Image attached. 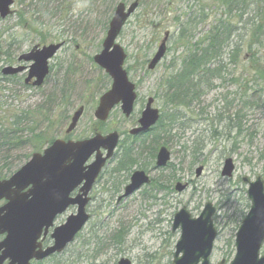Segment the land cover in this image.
I'll use <instances>...</instances> for the list:
<instances>
[{
  "label": "rangeland",
  "instance_id": "obj_1",
  "mask_svg": "<svg viewBox=\"0 0 264 264\" xmlns=\"http://www.w3.org/2000/svg\"><path fill=\"white\" fill-rule=\"evenodd\" d=\"M133 1L66 0L68 13H55L42 20L43 32L48 34L45 42L39 33L22 30L17 13L25 10V6L15 2L14 14L0 20L1 174H13L34 152H42L38 148L44 150L54 140L66 139L71 115L79 106H84L85 112L69 135L71 140L113 132L120 137L114 158L90 194L87 207L90 220L68 247V256L61 257L62 261L47 259L33 264H118L121 259L132 264H172L179 238V232H172L175 214L186 208L193 218H198L207 203L216 208L214 223L218 231L211 264L222 260L229 264L235 254L230 241L234 243L238 227L249 211L246 204L250 206L246 197L248 185L242 179L248 177L254 181L262 176L264 181L263 83H251L250 87L260 91L257 96L260 102L250 105L243 113V131L231 136L238 138L237 143L227 142V103L238 90L231 77L248 68L254 53L264 64V36L260 33L252 37L250 29L244 26L253 18L264 25V15L255 17L252 10V14L244 13L240 22V9L230 18L227 2L224 6L222 0H140L117 39L127 54L124 68L136 86L134 111L125 118L117 106L106 122L96 120L94 111L99 97L110 88L112 80L93 59L102 50L117 4ZM260 8L264 13V0ZM180 21L191 23L185 29L188 32L184 30L182 44L177 39ZM218 22L230 23L234 33L217 58L220 60L215 62L224 67L223 77L213 81V87L205 89L191 108L178 110V120L166 127L170 130L168 135L163 136L165 127H162L142 137H131L129 131L138 125L149 98L155 100L153 108L160 114L167 112L160 94L161 85L179 69L181 59L177 58L187 49L185 39L193 45ZM166 33L170 34L166 55L155 71L146 74V67ZM59 42H64V46L50 61L51 73L43 86H26V74L2 75L4 67L16 66L18 57L34 45ZM233 46H239L238 53L232 51ZM229 59L238 60L231 63ZM240 107L236 100L230 114ZM174 109H169V113ZM164 124L167 126V122ZM161 146L171 153L170 162L163 168L156 166V154ZM196 146L200 149L194 153ZM126 148L133 153L135 162L129 170L119 171L118 162ZM227 158H232L235 164L232 178L221 176ZM199 168L202 172L197 176ZM135 171H144L151 184L118 202ZM178 183L187 185V189L177 192ZM75 212V208H70L59 217L56 226Z\"/></svg>",
  "mask_w": 264,
  "mask_h": 264
},
{
  "label": "water",
  "instance_id": "obj_2",
  "mask_svg": "<svg viewBox=\"0 0 264 264\" xmlns=\"http://www.w3.org/2000/svg\"><path fill=\"white\" fill-rule=\"evenodd\" d=\"M14 4L15 0H0L1 20L13 15L11 9ZM139 4L140 0H136L129 6L124 3L116 6L102 44L103 50L94 57V62L112 80L110 89L101 95L94 112L99 122H106L117 106H120L125 118L133 113L137 100L136 86L129 80L124 69L127 55L117 44V39ZM169 36V33L165 34L147 66L148 71H154L165 57ZM62 46V43L42 47L37 45L18 58L19 63L30 64L25 84L34 80L33 87L43 85L49 75V61ZM26 69L25 66H7L2 70V75L15 76ZM153 105L154 99L149 98L138 120V127L131 130L130 135L145 133L157 124L160 112ZM83 112V107L74 112L66 134L77 127ZM118 143L119 135L116 132L107 136L97 134L91 139L76 142L58 139L42 154H34L9 179L0 181V202L6 201L0 206V237H4L0 242V264H31L33 260L42 261L63 252L74 241L90 219L87 213L91 200L89 194L102 169L113 158ZM91 158L93 161L88 164ZM170 160L169 150L161 147L156 155V166L166 167ZM234 171L233 159H226L221 176L232 178ZM201 172L202 168L197 169V176ZM243 182L248 185L246 196L250 202V210L236 233L235 254L229 264H264V254L261 255L264 246V181L258 176L254 182L244 177ZM149 183L150 178L144 171H135L119 201ZM185 189L187 185L178 183L175 186L177 192ZM70 207H76V213L70 215L63 225L53 229V245L43 250L40 240L46 238L49 230L54 227L56 218ZM215 212V207L208 203L198 218H193L186 208L175 214L172 232L180 231V237L175 245L173 264H211L217 237L213 222ZM118 264L132 263L122 259Z\"/></svg>",
  "mask_w": 264,
  "mask_h": 264
},
{
  "label": "trees",
  "instance_id": "obj_3",
  "mask_svg": "<svg viewBox=\"0 0 264 264\" xmlns=\"http://www.w3.org/2000/svg\"><path fill=\"white\" fill-rule=\"evenodd\" d=\"M224 2H227V13L230 18L233 12L238 14V9H240V13L238 14L240 22H242L241 19L243 14L248 11H250V14L253 13L255 17L264 15L263 8H260V4L263 3V0H222V4L225 6ZM16 3L26 7L25 10L17 13L22 30L25 31V33L29 30L39 33L41 40L44 42L47 40L48 34L43 32L42 20L48 15L63 12L68 13L69 11V6L66 7V0H16ZM178 24L181 32L177 39L179 43L182 44V40L186 36L184 35V30L191 25V23L186 25V23L183 24L180 21ZM244 26L250 29L252 37L259 36L260 33L261 36H264V25L259 24L254 18L250 22H245ZM185 32L188 31L185 30ZM232 32L233 30L230 29V23L218 22L213 23V26L207 34L193 45H190L189 42H186L187 39H185L187 49L182 57L177 58L181 59L179 69L175 74H171L167 77L161 85L160 94L167 112L165 113V111H163L158 124L151 131L165 127L163 129V136L168 135L170 130L166 129V127L168 128L178 120V110L180 108H191L194 102L200 100L205 89H211L213 87V81L223 77L224 67L215 62L220 60L217 58L220 56L226 41L228 44L230 38L233 36L234 33ZM239 50V46L232 47V51L238 53ZM237 60L238 59H229L231 63H237ZM250 60L252 63L249 64L247 69H243L242 74H238L237 77H231L232 83L237 86L238 90L236 94H234L232 101L227 103V142L233 141L234 144L237 143L238 138H233L231 136H233L234 132V136H237L243 131V113L249 109L250 105L255 106L260 102V99L257 97L260 92L258 91L259 89H254L250 87V85L252 82L264 84V64L261 63V59L258 57L257 53H254ZM148 73L149 72L146 71V74ZM236 100L240 102L241 107L230 114L232 108L236 104ZM173 107L175 108L174 111L171 110L169 113V109ZM226 113H224V115ZM166 122L167 126L164 124ZM160 135L161 133L159 137ZM36 139L39 140L40 137L38 136ZM199 149V146H196L193 150L194 153L198 152ZM37 151H42V148H38ZM134 162L135 158L133 157V153L130 149L126 148L123 156L118 162L119 171L129 170ZM9 176L0 173V180H4ZM246 205L249 208V204ZM230 243L233 248L232 241H230Z\"/></svg>",
  "mask_w": 264,
  "mask_h": 264
},
{
  "label": "flooded vegetation",
  "instance_id": "obj_4",
  "mask_svg": "<svg viewBox=\"0 0 264 264\" xmlns=\"http://www.w3.org/2000/svg\"><path fill=\"white\" fill-rule=\"evenodd\" d=\"M52 60V59H51ZM50 60V61H51ZM94 60V59H93ZM50 61H49V63H50ZM18 64L16 65V67L17 66H23V64H21V63H19V62H17ZM25 67L27 68L24 72H22L21 73V75L22 74H26V77H27V75H28V65H25ZM50 73H51V69H50V64H49V75H50ZM48 75V76H49ZM26 77H25V79H26ZM25 79H24V84H25ZM34 82V80H32L29 84H25L26 86H28V87H32V83ZM101 97V96H100ZM99 97V98H100ZM98 102H99V100H98ZM98 106V105H97ZM80 107H83L84 108V112H85V107L84 106H79L78 108H76V110L75 111H77ZM97 108V107H96ZM115 109V108H114ZM113 109V110H114ZM96 110V109H95ZM112 110V111H113ZM74 111V112H75ZM84 112H83V114H84ZM95 112V111H94ZM74 114V113H73ZM73 114L71 115V118H72V116H73ZM111 114V113H110ZM83 116V115H82ZM95 117V116H94ZM110 117V116H109ZM70 118V119H71ZM97 120V119H96ZM80 121V120H79ZM79 123V122H78ZM101 123H104V122H101ZM77 126H78V124H77ZM77 128V127H76ZM75 128V129H76ZM74 129V130H75ZM73 130V131H74ZM73 131L70 133V134H72L73 133ZM70 134H67L66 135V140H70ZM92 159V158H91ZM110 163V161L109 162H107V165L106 166H108V164ZM106 166L104 167V169L106 168ZM104 169H102V173H103V171H104ZM102 173H100V175L98 176V178H97V180H96V182H95V184H94V186L96 185V183H97V181H98V179L100 178V176H101V174ZM93 186V187H94ZM125 189V188H124ZM29 189H26L25 191H23V193H25V192H27ZM118 200H119V198H118ZM61 217V216H60ZM59 219V218H58ZM57 219V220H58ZM57 222V221H56ZM56 226V225H55ZM218 236V235H217ZM217 238V237H216ZM216 241V240H215ZM53 244V240L51 239V237H50V234L46 237V238H44L43 240H42V246H43V249L44 248H47L48 246H51ZM214 246H215V243H214ZM67 250H68V248H66L62 253H60V254H54L53 256H51L50 258H48V259H53V260H60V261H62L63 259L61 258V257H65L66 258V256H68V254H67ZM213 251H214V249H213ZM64 261H66V259H64ZM63 261V262H64Z\"/></svg>",
  "mask_w": 264,
  "mask_h": 264
},
{
  "label": "bare ground",
  "instance_id": "obj_5",
  "mask_svg": "<svg viewBox=\"0 0 264 264\" xmlns=\"http://www.w3.org/2000/svg\"><path fill=\"white\" fill-rule=\"evenodd\" d=\"M74 113V112H73ZM70 123H71V119H70V121H69V123H68V126H67V128H66V131H67V129H68V127H69V125H70ZM138 127V125L137 126H135V127H133L131 130H133L134 128H137ZM130 130V131H131ZM130 131H129V135H130ZM147 133L145 132V133H141V134H139V135H137V136H132V135H130L131 137H142V136H144V135H146ZM109 135V134H108ZM107 136V135H106ZM91 138H93V137H91ZM91 138H88V139H91ZM119 140H120V137H119ZM115 156V155H114ZM114 156H113V158H114ZM112 158V159H113ZM249 179V178H248ZM251 180V179H250ZM256 180V179H255ZM254 180V181H255ZM1 181V180H0ZM252 181V180H251ZM254 181H252V182H254ZM151 182L152 181H150V183L149 184H151ZM129 183H130V180H129ZM129 183L125 186V187H127L128 185H129ZM149 184H147V185H149Z\"/></svg>",
  "mask_w": 264,
  "mask_h": 264
}]
</instances>
